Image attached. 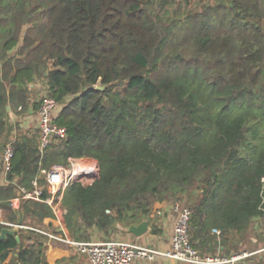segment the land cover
<instances>
[{
	"label": "trees",
	"instance_id": "16d2710c",
	"mask_svg": "<svg viewBox=\"0 0 264 264\" xmlns=\"http://www.w3.org/2000/svg\"><path fill=\"white\" fill-rule=\"evenodd\" d=\"M211 1L178 27L168 17L176 0H0V141L13 129L8 109L27 108L37 78L66 130L43 155L37 135L13 141L7 180L29 188L40 168L95 160L98 178L63 193L74 242L153 219L183 195L201 256L264 216V0ZM15 196L0 185V232L54 217L43 202L13 209ZM17 235L0 241V264L68 260L34 231Z\"/></svg>",
	"mask_w": 264,
	"mask_h": 264
},
{
	"label": "built area",
	"instance_id": "2783aa9c",
	"mask_svg": "<svg viewBox=\"0 0 264 264\" xmlns=\"http://www.w3.org/2000/svg\"><path fill=\"white\" fill-rule=\"evenodd\" d=\"M43 91L37 108V136L40 155H43L52 144L60 142L66 137L65 128L58 126L55 122L61 105L47 95L45 88ZM17 110L20 112L22 108L18 107ZM12 143L13 141L8 142L3 148L0 162L2 176L6 181L5 185L12 184L16 189V196L10 201L13 209H19L24 201L43 202L51 208L53 218L60 220L66 213L61 203L64 191L72 183L77 182L83 186H89L98 178V164L94 160L68 158L65 167L54 165L49 169L40 168L38 176L31 181L29 188L18 184L17 178L10 182L7 180V175L10 172L14 156ZM41 177L43 184L39 180ZM44 189L47 190L45 198H43ZM170 206L175 215V222L170 250L167 252L138 247L123 241L74 242L68 238L61 225L55 232L29 228L22 224L18 226L17 223H5V225L17 228V230L34 231L48 243L59 242L72 246L78 255L85 256L88 264H133L136 259L152 261L158 257L186 264H223L233 263L247 256V254H240L228 260L201 256L191 243L189 234L191 211L189 207L177 200L172 201ZM261 221L264 224V216L261 217ZM212 233L217 236L220 234L218 230H213Z\"/></svg>",
	"mask_w": 264,
	"mask_h": 264
},
{
	"label": "crops",
	"instance_id": "0c3cea01",
	"mask_svg": "<svg viewBox=\"0 0 264 264\" xmlns=\"http://www.w3.org/2000/svg\"><path fill=\"white\" fill-rule=\"evenodd\" d=\"M44 87L45 85L43 79L37 78L34 83L29 85L27 108L22 113L8 109L10 123L13 126V129L10 132V141H15L16 139H19L20 136L31 137L35 135L36 132L33 131L31 125H33V127H35L34 129L36 130L38 118L37 108H35L32 103L37 101L38 98L42 96ZM5 184L6 181L2 176V173H0V185ZM170 205V200L163 201L157 205V215H155L153 219L143 220L147 223V229L139 236H135L130 233L127 230L129 226L123 228L117 225L113 230H109L106 233L100 232L98 230L92 231L90 241H123L134 246L150 248L160 252H167L170 250L173 225L175 222V215L172 213ZM258 222V224H251L246 231L240 233L233 231L229 233L224 237V244L216 248L214 254L206 252L202 256L228 260L240 254H247V256L243 259L237 260L233 263L223 264H264V224L262 221ZM54 223L55 222L53 219L49 218L43 220L42 224L51 227L55 225ZM140 223L133 225L137 226ZM41 240L44 246L49 247V251L55 249V251H57L60 256L67 257L68 260L65 262V264H87L86 262L79 261L80 258H78V254H74V256L70 257L68 254L69 251L67 248H65V246H63L64 243L57 242L54 245L53 242L48 243L43 238ZM133 264L186 263L158 257L152 261L136 259L134 260Z\"/></svg>",
	"mask_w": 264,
	"mask_h": 264
},
{
	"label": "rangeland",
	"instance_id": "374dc122",
	"mask_svg": "<svg viewBox=\"0 0 264 264\" xmlns=\"http://www.w3.org/2000/svg\"><path fill=\"white\" fill-rule=\"evenodd\" d=\"M181 0H176V3L172 6V7H169V15L168 17L176 20L177 22V26L180 27V26H184L185 25V22H186V17L188 15H191L193 13H202V11H204L203 8L207 7V6H211L213 5V2L211 0H189V3L185 5H182V3L180 2ZM183 6V7H182ZM42 21L44 22V18H42ZM30 25H25L23 28H22V35L25 33V31L27 30V28L29 27ZM186 30L187 28L186 27H183L182 29L179 30V34L177 32L178 35L182 36L184 33H186ZM173 47L171 44L167 45L165 51L166 52H170L172 51ZM16 52V50H13L11 54H14ZM41 97L38 98L37 101H34V103H32L34 106H38V102L40 101ZM18 111V110H17ZM19 112V111H18ZM10 120V119H9ZM11 124V123H10ZM31 127L33 128V131H35V135H37V129L35 130L33 127V125H31ZM8 142H10V134L8 136H6V138H3L1 141H0V156H1V153H2V150H3V147L4 145H6ZM83 159H89V158H83ZM91 160V159H89ZM93 160V159H92ZM95 163H97L95 160H94ZM60 166H66V165H60ZM1 163H0V173H2L1 170ZM40 180V179H39ZM174 200H177V201H180L182 202L183 204L187 205L189 207V204H188V201H187V197L186 195H183V196H179L173 200H170L171 202L174 201ZM64 217V216H63ZM63 217L60 218V220H56L55 218H52L53 221L55 222L54 226H46L44 224H41L39 227H36V229H42V230H49L51 232H55L57 229L60 228V225L63 227L66 235L68 236L69 239H71L70 235L68 234L66 228H65V225H64V222H63ZM0 218L2 220H5L4 216H3V213L2 211H0ZM39 235V234H38ZM72 240V239H71ZM102 241V240H101ZM54 245L57 243V242H53ZM65 248H67V250L69 251L68 254L70 257L74 256V254H77L75 248H73L72 246H69V245H64ZM79 261L81 262H86L87 263V260L85 258V256H82V255H79ZM88 264V263H87Z\"/></svg>",
	"mask_w": 264,
	"mask_h": 264
},
{
	"label": "water",
	"instance_id": "95a60500",
	"mask_svg": "<svg viewBox=\"0 0 264 264\" xmlns=\"http://www.w3.org/2000/svg\"><path fill=\"white\" fill-rule=\"evenodd\" d=\"M106 88V86H100L97 85L94 89L98 90V91H103ZM255 221H261V217H255L251 219V222H255ZM18 226L21 225V218L19 219ZM147 229V223L146 221L141 222L139 225L135 226V225H131L127 228V230L132 233L135 236H139L141 234H143ZM17 228H13V229H3L0 232V241L3 240L6 235H14L15 236V240L17 241V243L19 242V237L17 235Z\"/></svg>",
	"mask_w": 264,
	"mask_h": 264
}]
</instances>
